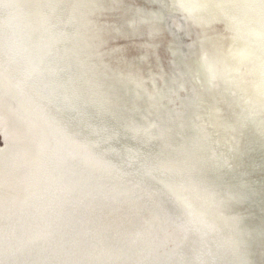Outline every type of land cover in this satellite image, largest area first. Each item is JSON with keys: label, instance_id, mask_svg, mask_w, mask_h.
I'll return each mask as SVG.
<instances>
[{"label": "bare ground", "instance_id": "6f19581e", "mask_svg": "<svg viewBox=\"0 0 264 264\" xmlns=\"http://www.w3.org/2000/svg\"><path fill=\"white\" fill-rule=\"evenodd\" d=\"M179 2L166 0L167 9L178 11L173 16L192 34L189 85L184 87L171 71L162 80L164 93L160 88L144 91L134 79L128 88L120 74L122 65L118 63L113 71L106 63L111 54L120 59V48L106 37L123 32L124 22L118 29L108 18L119 0H0L1 134L18 143L29 138L25 125L38 123L49 139L58 137L61 144L55 146L56 153L70 163L78 162L76 172L93 195L74 205L67 201L64 189L63 198L57 199L61 193L53 187L59 184H52V206L59 205L57 200L78 219L81 209L89 208L94 229L110 233L117 226L105 219H111L105 208L113 200L108 195L100 201L96 194L103 186L98 184V179H104L97 162L104 154L107 171L101 176L131 183L125 169L131 163L137 169V181L168 197L163 200L170 203L172 217L192 223L200 219L206 224L204 231L213 234L215 256L195 254L193 249L187 252L194 237L189 229L186 243L175 250L174 261L166 263L248 264L249 235L264 236V222L249 227L243 220L251 215L249 209H241L238 204L243 202L230 190L243 178L237 165L250 158L245 150L248 142L256 143L251 137L257 143L264 141V7L261 0H182L187 8L181 9L176 6ZM145 14L140 21L147 23L150 36L155 35L161 30L160 20L155 13ZM186 88L191 96L183 108L180 91ZM192 130L198 132L194 141ZM0 160L13 170L19 167L16 151L7 142L0 145ZM256 171L255 166L252 173ZM244 176L259 181L248 173ZM260 179L264 183L263 176ZM126 191L134 192L132 187ZM4 202L2 220L14 209L10 198ZM85 202L94 204L84 208Z\"/></svg>", "mask_w": 264, "mask_h": 264}, {"label": "rangeland", "instance_id": "374dc122", "mask_svg": "<svg viewBox=\"0 0 264 264\" xmlns=\"http://www.w3.org/2000/svg\"><path fill=\"white\" fill-rule=\"evenodd\" d=\"M162 1L119 0L121 7L117 5L111 10L108 18L116 22L118 29L124 22L121 28L123 32L121 35L106 36L109 39L108 43L113 40L117 47L122 49L118 50L120 60L128 69L135 71L134 77H138L140 82H146L147 90L160 88L161 92L164 88L162 80L168 77L171 71L180 77V83L184 87H188L189 84L182 74V63L191 54L192 42L190 29L183 27L177 17L170 16L169 12L163 10ZM146 12L155 13L157 20H160L157 25L163 31L149 35L147 23L140 21V17L146 15ZM129 20L131 22L134 20V24L131 22L130 25L126 24ZM109 36L118 39H110ZM20 60L24 62L22 59L18 62ZM186 90L182 94L183 108L187 106L186 103L191 96L189 88ZM25 132L29 138L12 143L8 139H3L0 125V145L7 142L15 149L19 161L18 169L13 170L0 160V264H168L167 261L172 263L177 256L175 250H180L182 248L180 246L186 243L185 233L189 229L194 233V237L191 236L193 253H203L207 257L216 255L213 234L204 231L205 222L200 219H194L193 223L188 219L183 222L172 217L168 213L170 203L163 200L164 193L157 190L159 193L157 194L142 180L137 181L138 172L131 163L125 166L128 171L126 177L129 178L130 175L134 184L132 182L119 184L120 181L115 180L116 184L114 179L110 181V178L101 176L107 171V165L104 164L108 162V158L100 153L97 154L101 159L97 162L99 166L97 171L99 170L98 174L104 180L98 179L100 181L98 184L103 186L102 190H99V186L93 189L99 190L96 194L102 197L100 201L106 199L103 197L108 195L113 200L111 207L105 208V214L111 219L107 217L105 219L117 226L108 233L107 229L97 230L82 225V230L79 228L77 232L81 236L85 235L86 240L80 238V244L70 239L66 240L60 229L71 227L73 223L68 225L67 220L78 218L71 215L70 210H64L63 204L57 200L54 201L59 205L52 206L50 200L52 184H59L58 188L53 187L54 191L58 190L57 193H61L57 199L63 198L61 189H64L67 191L64 195L69 197L67 201L74 205L86 201L89 198L87 196L93 194L88 192L76 172L78 162L70 163L62 154L56 153L55 146L61 144L57 136L53 135L49 139L46 131L38 123L25 125ZM53 147L55 151L52 150ZM102 160H105V163ZM124 174L122 171L121 175ZM149 184L153 183L149 181ZM129 187H132L134 192L126 191ZM9 198L14 209L8 214L7 219L2 220L4 200ZM165 199L168 200V197ZM114 200L117 209L114 208ZM81 210L84 212V209ZM124 221L125 224L120 226Z\"/></svg>", "mask_w": 264, "mask_h": 264}, {"label": "water", "instance_id": "95a60500", "mask_svg": "<svg viewBox=\"0 0 264 264\" xmlns=\"http://www.w3.org/2000/svg\"><path fill=\"white\" fill-rule=\"evenodd\" d=\"M162 2H163V6H164L163 10L169 12L170 16L179 15L178 11H175L172 9H167L166 0H163ZM110 56L113 58V60H111V57H107L106 58L107 65L113 71H115L117 68H119L118 63L122 65V67L119 68L120 70H122L120 74L123 75L122 80H124V83L128 88L133 85L132 79H134V81H138L140 83V81H139L140 79L138 77L137 78L134 77L133 70L128 69L125 66L124 62H121L120 59L117 60V58L113 57L112 54ZM113 63H116V64L114 65ZM184 66H186V68H184ZM113 67H116V69H114ZM182 67H183L182 74L185 76L186 82L188 83L189 72L187 71V59L183 60ZM129 78H131V79H129ZM141 86H142L143 90L145 91L146 82H141ZM163 89H164L163 92L166 93L167 89L166 88H163ZM175 90H178V89H174L172 91H175ZM180 94L182 95V94H184V92L180 91ZM130 95H131V93H130ZM126 96H129V94L126 93ZM188 101H189V99H188ZM181 103H183V101ZM165 105H166V107H168L166 100H165ZM169 106L171 107V103H169ZM162 108H165V107H162ZM184 108H186V107H184ZM191 125L193 127L194 123H192ZM196 134H198L197 130H192L191 138L194 137L193 141L196 137ZM213 136L214 135H210V139H213ZM251 139H252V141H254L256 143L248 142V144L246 145V150H245V153H247L250 158L246 160L247 161L246 163H241L242 166H241V164L237 165L238 169H241L243 171L241 174H242V177L244 179L241 178L240 181L238 180V183L241 182L240 184H238L237 182H234V183H237V184H233L236 187L231 186L232 189L230 187H229V189L232 190V191L230 190V194H234V197L239 202L240 201L243 202V203L238 204V205H240L239 207H242L241 209H243V207H245L247 210L249 209L248 211L251 213V215L248 214L249 216H246L245 218H243V220H245L247 222V225L249 227L255 228V227H260V221L264 222V183L261 184L259 182L261 180L260 177L263 176V178H264V141L258 139L259 143H257V141L253 138V136L251 137ZM193 141H192V143H193ZM241 155L243 156V154H241ZM252 156H254V157H252ZM255 166L257 167V171L252 173V168H254ZM234 172H235V169H234ZM247 173H248L249 178H251V177L258 178L259 177V181H255V179H254V181L253 180L248 181L244 176V174H247ZM251 174H256V175H251ZM227 176H229V175H227ZM221 179H223L222 180L223 182H225L224 180H226V178H222V177H221ZM214 181L220 182L219 179L218 180L215 179ZM239 195L241 196V199H239L240 198ZM92 204H94V203L88 204L85 202L84 208H86L87 206H90ZM258 209L260 210V212L258 211ZM256 210H257V212H255ZM82 214L83 215L80 219L67 220L68 225H69V223H73V225L71 227L68 226L69 228L66 227L65 229H60L62 236L66 240L70 239L74 242H78L79 244L81 242L80 238H84L86 240L85 235L81 236L77 232V229L80 228V230H82L81 227H83V226L84 227H86V226L92 227L93 226V224H94L93 223V211L88 208V209H85V211L82 212ZM249 236H250V240H249L250 251H249V255H248V257H249L248 258V264H264V236H261V237L256 236L255 237V235H253V232ZM61 240H64V239H61Z\"/></svg>", "mask_w": 264, "mask_h": 264}, {"label": "snow or ice", "instance_id": "6c2138e0", "mask_svg": "<svg viewBox=\"0 0 264 264\" xmlns=\"http://www.w3.org/2000/svg\"><path fill=\"white\" fill-rule=\"evenodd\" d=\"M176 6L181 8V9H186L187 8V6L182 2V0ZM261 6L264 7V0H261Z\"/></svg>", "mask_w": 264, "mask_h": 264}, {"label": "trees", "instance_id": "16d2710c", "mask_svg": "<svg viewBox=\"0 0 264 264\" xmlns=\"http://www.w3.org/2000/svg\"><path fill=\"white\" fill-rule=\"evenodd\" d=\"M192 246H193V241H192V243H191V248H192ZM191 248H190V250H191ZM190 250H189V251H190ZM189 251H188V252H189ZM183 256H184V255H183Z\"/></svg>", "mask_w": 264, "mask_h": 264}, {"label": "flooded vegetation", "instance_id": "af4514ba", "mask_svg": "<svg viewBox=\"0 0 264 264\" xmlns=\"http://www.w3.org/2000/svg\"><path fill=\"white\" fill-rule=\"evenodd\" d=\"M1 146H3V145H1Z\"/></svg>", "mask_w": 264, "mask_h": 264}]
</instances>
